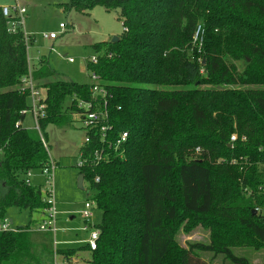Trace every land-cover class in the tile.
Segmentation results:
<instances>
[{
	"label": "trees",
	"instance_id": "1",
	"mask_svg": "<svg viewBox=\"0 0 264 264\" xmlns=\"http://www.w3.org/2000/svg\"><path fill=\"white\" fill-rule=\"evenodd\" d=\"M66 10L120 11L116 42L95 43L105 96L60 76L45 60L32 70L44 88L40 131L24 121L31 69L23 24L0 6V218L29 210L17 232H0V264H53L51 232L33 230L46 207L42 187L26 180L50 163L47 127L107 112L110 158L79 169L102 211L97 248L56 249L85 264H253L234 248L264 249V0H67ZM90 105L80 106V103ZM123 131L128 139L114 147ZM233 134L237 135L232 140ZM112 146L109 148V144ZM98 135L80 150L101 147ZM56 165L58 163L55 161ZM99 177V181L95 179ZM264 213V212H263ZM203 226L208 244L181 246L179 230ZM224 259V260H225Z\"/></svg>",
	"mask_w": 264,
	"mask_h": 264
},
{
	"label": "rangeland",
	"instance_id": "2",
	"mask_svg": "<svg viewBox=\"0 0 264 264\" xmlns=\"http://www.w3.org/2000/svg\"><path fill=\"white\" fill-rule=\"evenodd\" d=\"M66 1L0 0V6L12 7L17 2L26 4L28 13L22 16V20L23 30L33 40V43L29 44L28 47L31 70L39 65L42 57H45L48 64L60 76L72 78L79 83L90 84L92 79L87 59L95 54L92 46L97 42L108 41L123 32L124 27L119 20L120 11L118 9L106 10L100 5L95 6L88 13L66 10L64 5ZM61 23L66 24L65 29L60 27ZM50 32H57L58 38L51 40L43 37V33ZM69 57H72L74 61L70 62ZM24 124L28 128L36 127L30 112L27 113ZM46 131L49 154L51 159L58 163L54 169L55 200L58 210L56 226L59 229L66 227V232L58 231L54 236L56 241L59 242L56 247L67 248L70 245L65 244V240L86 239L89 233L85 230L80 231L83 227V218L79 211L84 208L87 194L85 190L77 187L78 168L76 166L86 130L82 122L76 120L64 126L50 124ZM3 158L4 153L0 149V160ZM30 180L35 185H41L43 190L46 189L45 176L41 170L33 171ZM6 215L13 220L14 226L26 227L31 221L29 210L23 208L12 207L8 209ZM94 215L95 217L92 220L96 226L102 221V211L95 208ZM39 217V214L32 216L33 219ZM70 217H73V219ZM209 236V231L200 225L190 232L184 229L179 230L176 238L181 246L187 247L190 242L208 244L210 242ZM82 244L84 243L78 242L73 244L72 247H80ZM234 251L237 255L246 256L253 264H264V249L256 250L252 247H239L234 248ZM201 256L203 259L215 264L228 262L223 255L215 257L212 252H201ZM86 257H89L87 250L79 252L78 258L80 260L77 264H85L84 259ZM58 260L61 262V257Z\"/></svg>",
	"mask_w": 264,
	"mask_h": 264
},
{
	"label": "built area",
	"instance_id": "3",
	"mask_svg": "<svg viewBox=\"0 0 264 264\" xmlns=\"http://www.w3.org/2000/svg\"><path fill=\"white\" fill-rule=\"evenodd\" d=\"M3 14L6 17H18V21H13V29L15 31L16 24L22 23V16L26 13V7L16 4L15 6L9 7V6H3L2 7ZM60 27L62 29L66 28L65 23H61ZM25 32V31H24ZM26 35V32H25ZM27 37V42L29 37ZM44 38H49L51 40H55L58 38V33L57 32H50V33H43ZM68 60L70 62H73L74 59L72 57H69ZM98 61V53H95L90 57V62L92 63H97ZM31 67V66H30ZM91 79L92 82L90 83L91 89L94 95H102L105 96L106 94V89L102 83L101 77L96 74L95 72L91 71ZM23 85L24 89L29 90V107L26 110V114L30 112L33 116L34 122H35V128L40 131V124L39 120L45 116L46 114V107L47 104L45 102L46 98V93L45 89L38 87V83L33 77L32 70L30 69L29 74L23 78ZM86 106L87 108L90 107V105L85 104L84 102L80 103V106ZM107 112L104 111V109H95L92 111H89L86 114V117L82 121V125L86 130V135L84 139L83 144H88L91 142L93 135H98L100 139V143L103 145L101 147L96 148L92 153L86 154L85 150H79V159L77 162V168L82 169L85 167H92L96 166L99 163L106 161L110 158V153L109 151L106 150V147H104V141L106 138H108L107 131L111 129V126L108 125L107 123ZM129 136L128 131H123L120 135V137L116 140L115 148L121 144H123ZM237 138L236 134H233L232 140H235ZM43 143L46 147V149L49 152V146L45 140L44 137H42ZM104 142V143H103ZM112 142L109 144V148L112 146ZM56 163L54 160H50V163L45 165L42 169L41 172L45 176V184H46V189L43 190L42 192L45 196L44 200L46 201V207L43 209L42 215L43 218L36 225V227L33 228V230L39 231V232H51L52 234H55L58 231V227L56 226V221H57V204L55 200V187H54V169H55ZM33 173V170H30L26 174V180L29 182L30 177ZM95 181H99V177L95 179ZM86 182V184H85ZM88 183V184H87ZM84 186L85 190L88 193L87 199L84 202V208L81 211L82 218L84 219V226L83 230L89 232V237L86 240V244L90 247V250H94L97 248V241L100 237V230L95 226L93 223V218H94V209L96 207V201L93 199V194L94 192L90 188V183L84 179ZM256 212H261L263 215V220H264V210L260 208H256ZM95 226V227H94ZM26 227H20V226H14V222L12 219L8 218L7 216L4 218H0V232H17L21 229H25ZM55 245L57 244L56 241H54ZM55 248V255H54V263L53 264H61V262L58 260V257L60 254L56 253ZM65 260V259H64ZM75 260V259H74Z\"/></svg>",
	"mask_w": 264,
	"mask_h": 264
},
{
	"label": "crops",
	"instance_id": "4",
	"mask_svg": "<svg viewBox=\"0 0 264 264\" xmlns=\"http://www.w3.org/2000/svg\"><path fill=\"white\" fill-rule=\"evenodd\" d=\"M16 4H19V5H22V6H24V7H26V4L25 3H20V2H17ZM26 13H28V11L26 10ZM25 13V14H26ZM25 31V30H24ZM31 43H33V40H31L30 38L28 39V47H29V44H31ZM57 162V161H56ZM79 172V171H78ZM77 175H79V173L77 174ZM78 177V176H77ZM39 186H41V185H39ZM86 191V190H85ZM86 194H87V192H86ZM82 211V210H81ZM81 211H79V214L81 215ZM40 217H39V221H38V223H40V221L42 220V218H43V215H42V213H40V215H39ZM81 217H82V215H81ZM95 217V216H94ZM71 219H73V217H70ZM59 221V220H58ZM37 223V224H38ZM84 219H83V226H84ZM94 223V222H93ZM68 229V228H67ZM72 229H75V230H77L78 228H72ZM58 231H61V232H66V227H63V228H61V229H59L58 228ZM57 231V232H58ZM80 231H83V227H82V229H80ZM85 232V231H84ZM85 233H87V232H85ZM78 234V233H77ZM55 234H52V236H53V246H54V249L55 248H57V249H60V248H58V247H56L58 244H56L55 245V243H54V241H56V238H55V236H54ZM88 237H89V233L87 234V238L86 239H82V238H80V240H65L66 241V243L65 244H68V245H70V247H72V245L73 244H75V243H78V242H81V243H84V244H82V245H86V240L88 239ZM57 243H59L58 241H56ZM82 245H80V246H82ZM70 247H67V248H70ZM81 252V251H80ZM89 253V252H88ZM78 256H79V253L76 255V256H74L73 258H71L70 260H64L63 259V256L62 255H60L59 257H61V262H63V264H77L78 263V261L80 260L79 258H78ZM58 257V258H59ZM83 257H85V255H83ZM87 258V257H86ZM86 258L84 259V260H86ZM75 259V260H74Z\"/></svg>",
	"mask_w": 264,
	"mask_h": 264
},
{
	"label": "water",
	"instance_id": "5",
	"mask_svg": "<svg viewBox=\"0 0 264 264\" xmlns=\"http://www.w3.org/2000/svg\"><path fill=\"white\" fill-rule=\"evenodd\" d=\"M118 39H119V36H114L112 38V42H116V41H118ZM84 179H85L84 174L80 173L77 177V187L79 189L85 190ZM87 195H88V193H87ZM254 213H256V210L254 211Z\"/></svg>",
	"mask_w": 264,
	"mask_h": 264
}]
</instances>
